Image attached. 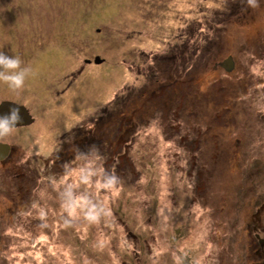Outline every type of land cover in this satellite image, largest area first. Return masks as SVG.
Returning <instances> with one entry per match:
<instances>
[{"label":"rangeland","instance_id":"374dc122","mask_svg":"<svg viewBox=\"0 0 264 264\" xmlns=\"http://www.w3.org/2000/svg\"><path fill=\"white\" fill-rule=\"evenodd\" d=\"M0 51L34 119L0 137V264H261L264 0H0Z\"/></svg>","mask_w":264,"mask_h":264},{"label":"clouds","instance_id":"9594fccd","mask_svg":"<svg viewBox=\"0 0 264 264\" xmlns=\"http://www.w3.org/2000/svg\"><path fill=\"white\" fill-rule=\"evenodd\" d=\"M19 57L8 55L0 51V82L13 90H21L25 85V78L31 71L28 67H21ZM20 110L13 107L7 114L0 115V137L9 135L21 121Z\"/></svg>","mask_w":264,"mask_h":264},{"label":"water","instance_id":"95a60500","mask_svg":"<svg viewBox=\"0 0 264 264\" xmlns=\"http://www.w3.org/2000/svg\"><path fill=\"white\" fill-rule=\"evenodd\" d=\"M85 62L86 63H91L92 60L91 59H87V60H85ZM94 62L101 63L102 59L97 56V57L94 58ZM218 65H220L226 71H232L234 69V67H235V61H234L232 56H228L223 61L218 63ZM218 65H216V67ZM13 107H18L19 108L20 115L22 117L21 121L17 124V126L27 125V124H30V123H32L34 121V119L32 118L29 110L24 105L15 103L13 101H8V100H4V101L0 102V115L7 114L10 111V109H12ZM10 151H11L10 144H6V143L0 142V161H4L5 159H7V157L9 156ZM257 237L259 239H261L259 234L257 235ZM261 241H262V239L260 240V242Z\"/></svg>","mask_w":264,"mask_h":264},{"label":"trees","instance_id":"16d2710c","mask_svg":"<svg viewBox=\"0 0 264 264\" xmlns=\"http://www.w3.org/2000/svg\"><path fill=\"white\" fill-rule=\"evenodd\" d=\"M174 55L180 60V59H182V60H184V62H187V64H193L192 62H194L195 61V57H196V48H195V46H194V48H193V46L190 44V43H188V42H184L183 44H182V46H180L179 48H176V51L174 52ZM175 56H171V55H161V57H156L155 58V63L156 62H158L159 61V59H162V60H164V61H167L168 63H172L173 62V60L175 59ZM158 59V60H157ZM167 62H165V64L167 63ZM130 70H131V68H130ZM133 71V70H132ZM81 72V70H79V72L78 73H80ZM136 73L137 74H142V73H140L139 71H136ZM73 77V75H71V78ZM76 77V76H75ZM174 82H173V86H174ZM170 86V85H169ZM139 95H140V93H139ZM146 102V101H145ZM145 102H143L142 104H145ZM98 129H100L99 131H101V128H99V127H97ZM97 132V131H96ZM102 133V132H101ZM93 135V134H92ZM101 134H99V136H100ZM62 151H64V152H66V151H69V149H66V150H63L62 149ZM10 159H9V157L7 158V159H5L4 160V162L5 163H7L8 161H9ZM3 162V164H5ZM260 250H261V254H264V249L263 248H260ZM261 264H264V262H262V260H261Z\"/></svg>","mask_w":264,"mask_h":264},{"label":"flooded vegetation","instance_id":"af4514ba","mask_svg":"<svg viewBox=\"0 0 264 264\" xmlns=\"http://www.w3.org/2000/svg\"><path fill=\"white\" fill-rule=\"evenodd\" d=\"M162 85H160V86H156L154 89H152L151 91H150V94L146 97V99H145V101H146V103H149L152 99H154L155 97H157V91L160 89H166L167 87H168V85L167 84H163V83H161ZM144 101V102H145ZM142 106V105H141ZM140 108V107H139ZM138 111H139V109L137 108V109H134V110H132V115L134 116V115H137V113H138ZM140 111H142V110H140ZM4 162V161H3ZM2 162V163H3ZM5 163V162H4ZM264 210H262L261 212H263ZM260 235V234H259ZM261 237H263L262 238V241H261V248H263L264 249V235H262ZM261 260H262V262H264V254H261Z\"/></svg>","mask_w":264,"mask_h":264},{"label":"bare ground","instance_id":"6f19581e","mask_svg":"<svg viewBox=\"0 0 264 264\" xmlns=\"http://www.w3.org/2000/svg\"><path fill=\"white\" fill-rule=\"evenodd\" d=\"M147 41V40H146ZM149 42V41H148ZM216 65H218V63L216 64ZM216 65H215V68H217L218 66H220V65H218L217 67H216ZM221 67V66H220ZM122 115H124V114H122ZM117 122V120L114 122V124H111V129L109 128V131H111V130H113L114 129V126H115V123ZM101 128V127H100ZM101 131H103V128L101 129ZM94 136H95V134H94ZM0 142H2L1 141V139H0ZM2 143H5V142H2ZM6 144H8V143H6ZM11 146V151H10V153H9V159H12V155H13V153H14V147L12 146V145H10ZM262 210H264V205H263V207H262V209H261V211ZM262 213V212H261ZM261 239H262V237H261Z\"/></svg>","mask_w":264,"mask_h":264}]
</instances>
